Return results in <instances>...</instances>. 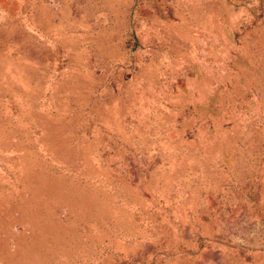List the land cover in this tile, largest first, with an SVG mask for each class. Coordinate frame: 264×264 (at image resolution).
Segmentation results:
<instances>
[{"label":"rangeland","instance_id":"1","mask_svg":"<svg viewBox=\"0 0 264 264\" xmlns=\"http://www.w3.org/2000/svg\"><path fill=\"white\" fill-rule=\"evenodd\" d=\"M0 264H264V0H0Z\"/></svg>","mask_w":264,"mask_h":264}]
</instances>
